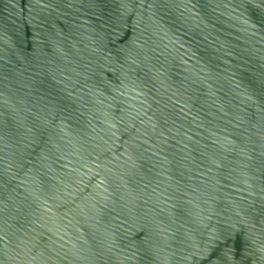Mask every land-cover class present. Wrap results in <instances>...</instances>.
Here are the masks:
<instances>
[{
  "label": "water",
  "instance_id": "obj_1",
  "mask_svg": "<svg viewBox=\"0 0 264 264\" xmlns=\"http://www.w3.org/2000/svg\"><path fill=\"white\" fill-rule=\"evenodd\" d=\"M0 264H264V0H0Z\"/></svg>",
  "mask_w": 264,
  "mask_h": 264
}]
</instances>
